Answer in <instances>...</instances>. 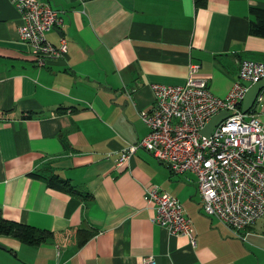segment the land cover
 Segmentation results:
<instances>
[{
	"label": "crops",
	"instance_id": "1",
	"mask_svg": "<svg viewBox=\"0 0 264 264\" xmlns=\"http://www.w3.org/2000/svg\"><path fill=\"white\" fill-rule=\"evenodd\" d=\"M40 1L60 16L46 39L63 35L66 52L38 67L18 37L19 10L0 0V213L51 236L31 245L0 234V264H141L146 255L156 264H264V216L234 235L199 208L193 173L173 174L140 147L115 162L147 131L138 110L152 104L150 83L181 84L196 61L223 96L240 58L264 61V36L249 32L264 0ZM259 92L264 121V84ZM50 176L75 191L50 186ZM150 183L182 204L193 243L152 220Z\"/></svg>",
	"mask_w": 264,
	"mask_h": 264
},
{
	"label": "built area",
	"instance_id": "2",
	"mask_svg": "<svg viewBox=\"0 0 264 264\" xmlns=\"http://www.w3.org/2000/svg\"><path fill=\"white\" fill-rule=\"evenodd\" d=\"M12 1L22 19L18 37L30 44L35 65L41 67L49 59L63 57L66 38L60 35L53 44L45 37L59 23L58 12L40 0ZM198 68V62L188 61L181 84H149L152 104L138 110L147 131L120 148L115 162L121 164L140 147L173 174L193 173L201 211L217 217L240 236L243 228L264 216V121L255 112L261 93H256L247 110H241L248 87L244 82L264 77V61L240 58L236 76L223 96L209 90ZM222 109L226 114L208 134H202L205 122ZM143 198L154 205V222L170 234L186 235L193 243L190 218L175 195L150 183L143 187ZM141 264L156 262L146 255Z\"/></svg>",
	"mask_w": 264,
	"mask_h": 264
},
{
	"label": "trees",
	"instance_id": "3",
	"mask_svg": "<svg viewBox=\"0 0 264 264\" xmlns=\"http://www.w3.org/2000/svg\"><path fill=\"white\" fill-rule=\"evenodd\" d=\"M203 0H194L195 5L203 4ZM254 9V8H253ZM264 11L261 9H254V12L258 14L254 20L250 21L249 32L252 34L264 36V16H261L260 13ZM48 184L63 190L75 191L72 185L68 183L67 180L63 178H57L50 176ZM0 234L11 235L21 242L35 245L39 242L44 241L45 239L51 236L50 231L32 226L29 224H23L14 220H8L1 216L0 213ZM85 237L82 241H84ZM82 241H79L82 242Z\"/></svg>",
	"mask_w": 264,
	"mask_h": 264
},
{
	"label": "water",
	"instance_id": "4",
	"mask_svg": "<svg viewBox=\"0 0 264 264\" xmlns=\"http://www.w3.org/2000/svg\"><path fill=\"white\" fill-rule=\"evenodd\" d=\"M244 83L248 85V87L241 101V110L243 111L247 110L253 103L256 93L260 90V88L264 84V77L252 83H249V82H244ZM225 114H226V111L222 109L218 111L217 113L211 115L209 119L205 122V124L202 126V128L200 129V132L202 134H208L210 130L212 129V127L217 123V121L220 118H222Z\"/></svg>",
	"mask_w": 264,
	"mask_h": 264
},
{
	"label": "rangeland",
	"instance_id": "5",
	"mask_svg": "<svg viewBox=\"0 0 264 264\" xmlns=\"http://www.w3.org/2000/svg\"><path fill=\"white\" fill-rule=\"evenodd\" d=\"M164 169L166 170V168H164ZM166 172H167V171H166ZM191 176H192V175H191ZM194 192L196 193L194 197L196 198V202H197V200H198V195H197V191H196V189H194Z\"/></svg>",
	"mask_w": 264,
	"mask_h": 264
}]
</instances>
